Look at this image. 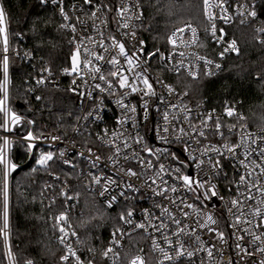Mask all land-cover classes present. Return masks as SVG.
<instances>
[{"label":"snow or ice","instance_id":"6c2138e0","mask_svg":"<svg viewBox=\"0 0 264 264\" xmlns=\"http://www.w3.org/2000/svg\"><path fill=\"white\" fill-rule=\"evenodd\" d=\"M40 2L42 4L52 3L59 9L62 20L67 22L62 23L61 28L75 33L78 25H86V22L80 20L79 17L75 23H72V18L64 6L65 0H40ZM202 3L210 26L206 31H210L211 36L216 37L218 30L212 9H219L216 16L220 17L222 13H226L231 8L230 0H219L215 3L213 0H202ZM83 4L89 6L92 18L87 26H91L97 36L88 37L85 34L82 39L74 37L75 51L71 55V68L62 69L64 74L76 75L82 81L81 84H76L74 80L72 91L85 99L92 100L95 105L86 116L78 118L83 119L86 123L77 128V132L83 134L81 130H87L88 123H97L103 120L100 113L104 109L105 97L101 96L97 103L93 93L106 92L111 96L114 94V89L125 91L116 101L123 112L122 118L117 121V129L110 132L105 128L96 134L100 147L110 148L112 155L105 161L104 168H101V156L92 149H88L87 154L79 152L77 160L82 158L87 162L89 168L87 173L81 171L79 175H87L90 181V190H94L92 185H95L99 188L100 196L108 197L114 188H120L118 195L108 198V207L114 206L120 198L125 201L137 199V196L130 195V193H140L142 188L150 190L153 197L159 198V200L153 201V209L158 208L159 215L153 209H144L142 219L135 221L132 206L125 208L119 214L121 226L114 228L113 246L103 251V257L108 258L111 264H120V258L116 255L118 241L115 237H120L121 240L131 239L133 234L143 232L146 234V238L152 241V251H158L160 254L161 259L157 261V264H180L185 260H187V264H196V259L199 260V264H264V260L252 259L257 253L264 256V131L250 133L245 129L239 135V142H228L231 136L237 134V129L234 125L229 127L224 123V115L236 117L237 120L243 119L233 106L227 105L224 113L220 116H217L215 112L200 113L185 104L182 95H187L186 92L177 93L174 88L167 86L162 80L150 76L147 62L143 59L145 55L144 42L137 40L131 50L126 49L127 38L134 39L137 29L144 23L142 0H120V3L116 5H113L112 0H108L107 3L105 0H83ZM242 7L245 5L237 3L236 12L242 17L248 18L242 19V23H248L251 18L257 16L255 11L240 12L239 9ZM81 11L83 10L81 9ZM108 12H115L116 27L121 29L120 35L125 37L124 40L118 39L115 34L111 37L104 36V29L108 27V22L100 20L98 13L107 14ZM4 19V7L0 6V25L3 24ZM222 19L227 23L230 22L231 17L223 15ZM97 20H100L99 26L95 23ZM4 31L5 29L0 27V32ZM178 31L183 32L184 29ZM190 31L194 38L190 42L181 40V43H184L186 47L200 43L196 36V30L190 29ZM255 31L260 37L258 42L264 44V28H256ZM83 39H91L96 49L101 51L86 48ZM222 40L223 36L221 35L218 37V42ZM167 43L173 47L177 45L176 32H173ZM3 44V50L7 53L6 35ZM229 50L239 52L234 40L230 47L224 48L220 55H225ZM105 54L108 56L107 60H105ZM147 55L151 60L160 56V53L159 50H156ZM177 56L181 58L178 63ZM184 59L185 53L170 52L169 55L160 57L158 62L165 72L172 71L179 75L182 70H185ZM188 60L187 75L198 79L197 72L191 70L194 61L191 57H188ZM100 61L111 66L107 74L98 65ZM195 62H201L205 68H221L219 63L214 64L211 59L202 56H195ZM2 65L4 84H6L8 81L7 55L3 57ZM85 70L88 73L87 78L84 75ZM215 74L213 71L207 72L208 76ZM52 75L51 68L46 67L36 81L37 86L51 82ZM157 86L161 89L160 92L156 91ZM81 88L85 90L81 92ZM0 91L4 93V98L0 99V112H4L7 90L3 85H0ZM29 91H35V89L30 88ZM137 92L141 95L145 119L149 112L148 100L145 98L153 97L158 101L154 110L161 116L163 123L154 124L152 131L161 134L162 143L178 142L183 144L184 147L180 152H172L170 148H150L144 137L133 134L125 128L129 122L132 123L133 128L136 127L133 114L137 112V109L130 107L125 103V100L128 95ZM36 99L40 100L41 97L37 96ZM197 109H199V105H197ZM11 120L16 125L21 123L20 117L14 113ZM197 121H199L198 124ZM6 123L0 125L4 131H8ZM25 123L32 124L33 121L29 120ZM170 132L174 135V141H170L168 136L164 135ZM209 135L221 138L223 143L220 147L204 143ZM23 139L28 142L25 146L31 152L37 146L34 141L48 138L34 135L29 131ZM51 139L55 141L59 137L53 136ZM0 142L4 146L0 148V167L5 169V182L0 186V197H2L0 200V211H2L0 232L7 238V229L9 228L7 175L9 169L16 170L17 165L9 163L5 156L9 140L6 137L0 138ZM181 153L186 158H182ZM202 157H206V160ZM162 158L170 160V163L162 162ZM219 158L234 162V169L243 170L239 172V179L233 181L236 189L235 198L226 201L222 209L212 204L214 198L223 200V197L217 191L216 183L205 174L203 168V165L207 163L211 169L212 177L222 175L226 177L227 173ZM57 161L68 166L72 173L76 174L79 164L66 157V150L55 154L51 151L41 153L35 160L37 167L32 169L33 173L43 171L53 177V182L45 181L40 186L39 193L41 202L48 199L50 205H54L60 198H62V204L77 198L72 194L73 189L67 185V173L52 172ZM124 164L129 166L124 167ZM191 164H195V168L198 170L196 175H189L185 171ZM93 169L96 171L93 172ZM105 169H110V171L105 172ZM62 175L65 177L64 180H61ZM133 177L140 183L134 182ZM170 193L174 195H170ZM209 206L214 207L215 212H206ZM218 213H225L228 216L224 230L217 227L221 219L224 218L223 215H217ZM53 219L58 222H67V216L63 211ZM124 226H128L131 230H126ZM54 228H58L61 233L58 237L59 243L65 246L66 254L60 257L61 264H80L77 250H74L66 239L69 235L76 236L75 230L69 233L62 226L54 225ZM228 229H231L230 233L227 232ZM202 236H207L208 239L204 240ZM229 240L232 241L231 244H229ZM227 248L233 249L235 257L229 256L228 260L224 261ZM89 251L93 252L94 249H89ZM201 252L204 253L203 256H200ZM110 253H112L111 256ZM7 255L11 261V252L9 251ZM27 264H34V262L29 260ZM128 264H147L143 251L141 250L140 254L135 255Z\"/></svg>","mask_w":264,"mask_h":264},{"label":"trees","instance_id":"16d2710c","mask_svg":"<svg viewBox=\"0 0 264 264\" xmlns=\"http://www.w3.org/2000/svg\"><path fill=\"white\" fill-rule=\"evenodd\" d=\"M256 1L260 16L264 18V0ZM5 7L10 39L13 47L25 48L42 59V63L55 72L71 68V55L74 52L67 32L61 28L52 8L40 0H2ZM145 25L141 29L147 40L148 51L168 50L170 33L178 25L186 22L195 24L201 34V45H212L208 22L203 11L202 0H142ZM255 24L235 22L228 26L229 35L237 40L239 52L227 57L224 68L214 76L201 75L193 79L184 73L167 74V79L180 91L186 92L189 101H205L209 106L221 108L226 104L237 105L245 116L244 121L251 127H264V44L258 42ZM203 52L208 53L203 49ZM154 66L156 59H153ZM30 65L18 57L12 58V98L15 104L29 99L27 79L30 78ZM80 113V98L70 90L45 89L41 91L39 109L33 113L36 133L56 131L67 136L75 126ZM76 140L84 147H95L87 131H82ZM1 138V137H0ZM2 142H0L1 148ZM39 150V149H38ZM26 146L18 141L13 143L12 158L17 165L11 180L9 223L11 241L18 264H61L62 247L57 242L58 228L54 225L75 230L88 247L102 254L110 232L120 224L119 214L123 211L120 204L106 210L97 195L89 188L85 164L75 160L79 167L73 174L69 167L56 163L53 173H67V184L78 197L76 210H68V201L57 199L54 205L49 200L41 202L40 186L53 182V177L43 171L33 173L37 167L35 157L28 161ZM51 163V162H50ZM85 173V172H84ZM3 169L0 167V186ZM65 177L62 175L61 180ZM59 188V185H57ZM51 196V193H49ZM2 200V197H0ZM64 212L67 222H58L53 217ZM2 227V211H0ZM145 247L149 263L154 259L142 233L133 234L126 240L120 264H128L129 259ZM5 236L0 232V264H6ZM99 264H106L100 261ZM184 264V263H182Z\"/></svg>","mask_w":264,"mask_h":264},{"label":"built area","instance_id":"2783aa9c","mask_svg":"<svg viewBox=\"0 0 264 264\" xmlns=\"http://www.w3.org/2000/svg\"><path fill=\"white\" fill-rule=\"evenodd\" d=\"M177 1H181V0H177ZM105 2L107 3L108 0H105ZM213 2L214 3L219 2V0H213ZM112 3H113V5L119 4L120 0H112ZM230 3H231V8L226 13H222L220 15V17L216 16V13L219 12V9H217V8L212 9L213 17H214V20L216 22V28L218 31H217L216 37L211 36L210 31H209V35H210V38L212 40L211 47L210 46L205 47V45L204 46L201 45L202 43H201L200 30L195 24H193L191 22H186V23H183V24L178 25L175 28H173V30L170 33V37H172L173 32H176L177 45L175 47H173L171 45L168 50L158 49L160 56L153 58V59H156L157 68L161 72H158L154 68L155 64L153 63V59L149 60L148 55H147L148 53H152L156 50H154L152 52L148 51L147 40L141 34V29L145 25L144 11H143V17H144L143 26L137 29L136 36L134 39L133 38H127L126 49L131 50L137 40L143 41L144 42V53H145L143 59L147 62L148 71L150 73V76L152 78L162 80L167 86H171L172 88H174L177 93L183 94L185 92L180 91L172 82H170L167 79V76H166L167 74H175V73L172 71L165 72L163 70L160 63L158 62L160 57L165 56V55H169L170 52H183V53H185V59H184L185 70H182L181 73H184L187 75L186 69H188V65H189L188 57H191L192 60L194 61V65H193L191 70L197 72L198 77L201 75L208 76L207 75L208 71H213L217 74L218 72H220L224 68L227 57L234 54V53H237V52H232L231 50H229L228 53L221 56L220 53L223 52L224 48L230 47L231 42L234 40L236 42L237 48L239 49V44H238L237 40L229 35L228 26H230L231 24H233L235 22L242 23L241 22L242 19H248L247 17H242L241 15H239L236 12L237 3H239L241 5H245V7H242L239 9L240 12L255 11L257 13V16L255 18H251L248 23H244V24H255L256 28H264V18H262L260 16L259 9H258V3L256 1L248 2V1H244V0H230ZM43 5L48 6V7L53 9V11H54V13H55V15L59 21L60 26L62 23H67V22L62 20V17L59 14V9L54 4L47 3V4H43ZM77 5H79L80 7L77 8L76 7ZM0 6L4 7L2 0H0ZM64 6H65L66 11L68 12L70 17L72 18V23L76 22L77 17H79L80 20H83L86 22L85 26H79L78 25L75 33H73L70 30H66V29L62 28L67 32L70 44L72 45V47L75 51V42L73 41L74 37L82 39L85 34L88 37H95V36H97V33L91 26H87L89 24V22H91L92 18L90 16L89 6L83 4V0H65ZM81 9L83 11H81ZM4 11H5V19L3 22L4 26L2 27V25H0V27L5 29L4 32H0V85H3L4 88H6V90H7V100L5 101V104H4L5 111L0 112V125H5V123L7 122L6 126L8 128V131H4L3 128L0 127V137L1 138L6 137L10 142L9 145L7 146V149L5 150L6 159L9 161V163L15 164L13 161V158H12L13 143L15 141H18V142H21L24 145H26L28 142L25 141L23 139V137H25L27 135V133L29 131H31L34 135L44 136V137H47L48 139H38V140L34 141V144L37 146L33 149V151H31V152L28 151L29 156H28L27 162H29L34 157L33 153H35V155H37V153L41 154V153H46V152L51 151L55 154V153H58L59 151H65V150H66V157L75 161L77 159V154L79 152H84L85 154H87L88 149H92V151L96 152L98 155L101 156V165L100 166H101V168H104V163L107 160V158L112 155V150L110 148H107V147L101 148L99 140H97L96 134L100 133L101 130L105 129V128H107L110 132L117 129V121L122 118L123 112L119 108V106L117 105L116 101L120 98L121 93L125 90L114 89V94L111 96H109L106 92L102 93V94L93 93L94 100L97 103L99 102L101 96L105 97L104 109L100 113V115L103 116V120L98 121L97 123H88L87 130L82 129L81 131H83V132L87 131V134H88L89 138H91L93 144H95V147H93V146L92 147H84L81 143H79L76 140V137L79 136V134H80L77 132V128H80L81 125L86 123V121H84L83 119H77L75 126L73 127L70 134L67 136H61L56 131L42 132L39 134L36 133L33 113H35L39 109L40 100H37L36 97L37 96L41 97V91L45 90V89H63V90H70L71 92H73L72 91L73 81L75 80L76 84H81L82 81L76 75L64 74L62 72V70L60 72H55L51 69L52 73H53L52 78H51V82L47 83L46 85L37 86L36 81L40 78V73L46 67L47 68H49V67L47 65H44L42 63V59L39 57H36L33 52H31V51H29L23 47L18 48V47H13L11 45L10 28H9V22H8V17H7L5 7H4ZM98 15H100V20H105L108 22V27L106 29H104V36L105 37H111L112 35L115 34V35H117L118 39H120V40L125 39V37L120 35L121 29H118L116 27V18H115L116 14H115V12H108L107 14H99L98 13ZM223 15H227V16L231 17L230 22H227V23L224 22V20L222 19ZM205 18L208 22V18H207L206 14H205ZM100 20L95 21V23L98 26L100 25ZM208 24H209V22H208ZM179 29H184V31L183 32L178 31ZM190 29L196 30V36L198 37L200 43L194 44L191 47H186L184 43H181V40L190 42L194 38L193 33L190 31ZM220 30H222V31H220ZM5 35L7 36V40H8V45H7L8 51H7V53H5L3 50L4 49L3 40H4ZM221 35L223 36V40L218 42V37H220ZM83 44L86 48H91L94 51H98V52L101 51L99 49H96L95 44L93 43V41L91 39H83ZM203 49L206 50L208 53L203 52ZM5 55H7V57H8V81L6 84H4L3 65H2V60H3V57ZM195 56H202V57H205L207 59H211L214 64L219 63L221 65V68L220 69H215L214 67L205 68L201 62H195ZM13 57H18L22 61H24L26 64L30 65L31 76H30V78L27 79V94L29 96V99L27 101H24L22 104H23L24 108L26 110H28L31 114H28L27 112L22 111L21 108L18 107L14 103L13 98H12L11 86H12V58ZM81 59H83V57H81ZM107 59H108V56H107V54H105V60H107ZM180 59L181 58L179 56H177V63L179 62ZM121 62L123 63V60ZM169 63H171V61H169ZM98 65L102 68V70L105 74H107L109 67H111L110 65L106 64L104 61L98 62ZM84 75H85V78H87V75H88L87 70H85ZM189 77H191V76H189ZM30 88H34L35 91H29ZM84 90H85L84 88L80 89L81 92H83ZM156 91L157 92L161 91L159 86L156 87ZM73 93L78 95L80 98V113H79L78 118L86 116L88 111L92 107H94L95 105L93 104L92 100L85 99L83 96H81L75 92H73ZM3 98H4V93H3V91H0V99H3ZM145 99L148 100V105H149V112H148L147 119L144 118V112L142 109V103L143 102H142L140 93L137 92V93L128 95L126 97L125 103L129 104L130 107H136L137 112L135 114H133V120L136 123V127L133 128L132 123L129 122L128 124L125 125V128L133 134H138L139 136L144 137V139L147 141V146L150 148H170L172 152H180L181 149L184 147L183 144H180L178 142H172L170 144L169 143H162V141L160 139L161 134L160 133H154L152 131L154 124H156L157 122L163 123V121L161 119V116L154 110V106L158 103V101L153 97H147ZM182 99L184 100L185 104H187L188 107H190L193 110H197L200 113L215 112V114L217 116H220L221 114H223L226 106L229 105V104H226L224 107L217 108V107L209 106L205 101L192 103L189 101L188 94L182 95ZM197 105H199V109H197ZM231 106H233L237 110L238 114L243 119L237 120L236 117H227L226 115H224V123L229 127L234 125L237 129V134L231 136L229 138L228 142H239V135L245 129L250 133H256V132L264 131V127L255 128V127H251L249 124H247L244 121L245 116L242 112L239 111L238 106L237 105H231ZM13 113L20 117L21 123L26 124V126H27L26 130L16 131V129H15L16 124H13L12 120H11ZM29 120L33 121V123L32 124L25 123L26 121H29ZM196 123L198 124L199 121H197ZM164 135H167L168 139L170 141H174V135L172 132L166 133ZM53 136L59 137V139L53 141L51 139V137H53ZM151 136H153V139H151ZM204 143L205 144L211 143L217 147H220V145H221V143H223V141H221V138L219 136L209 135L208 139L205 140ZM3 147H4L3 144H1V148H3ZM181 156H182V158H186L183 153H181ZM202 158L206 160V157H202ZM219 159H221V163L224 165V171L227 173L226 177L223 175L219 176V177H212L211 176V169L208 167L207 163H205L203 165V168H204L205 174L210 179H212L214 183H216L217 191L223 197V200L214 198L212 201V204L217 206V207H220L222 209L226 201H229V200L235 198L236 189L233 185V181L239 179V172H241L243 170L242 169H240V170L234 169V162H229L227 160H224L223 158H219ZM79 161H82L85 164L84 172L87 173L89 171L87 162H85L82 158ZM57 162L60 163L59 161H57ZM162 162L168 164V163H170V160L162 158ZM197 162H199V161H197ZM63 166H65V165H63ZM128 166H129L128 164H124V167H128ZM66 167H68V166H66ZM2 169H3V173H4V178H5V169L3 167H2ZM92 171L95 172L96 170L93 169ZM109 171H110V169H105V172H109ZM185 171L189 175H196L198 170L195 168V164H191V166L187 167L185 169ZM11 172H12L11 169H9L7 179L11 178ZM132 179L134 182L140 183V181H137L134 177ZM89 184H90V181H89ZM67 185L70 187L69 184H67ZM92 189H94L93 191L95 193H97L102 206L106 210H112L120 204L123 205L122 210H124L125 208H127L129 206H132L134 208V220L135 221H140L142 219L143 210L144 209H153V201L159 200L158 197H153L151 195L150 190H148L146 188H142L140 193H134V194L130 193V195L137 196V199L125 201L123 198H120L114 204V206L108 207L107 206L108 198H110V196L118 195L120 188L119 187L114 188L108 194V197L100 196L99 195V188H97L95 185H92ZM73 195H75V194H73ZM170 195H174V194L170 193ZM257 198L259 199V197H257ZM77 204H78V197L73 201H68V204H67L68 210H71L72 208L75 209ZM48 205L50 206L49 202H48ZM70 205H71V207H69ZM215 210L216 209L214 207L209 206V208L206 209V212H215ZM153 211H155L156 214L159 215V209L158 208L153 209ZM217 215H223V217H224L223 219H221L220 224L217 225V227H220L221 230H224V228L226 227L228 216L225 213H218ZM119 226H121V222L116 227H119ZM124 227L128 231L131 230L130 228H128V226H124ZM64 228H65L66 232L71 233V231H73V229H71V228H68V227H64ZM113 230L114 229H112V231L110 232L108 242L106 243L105 247L103 248V251L105 249L113 246L112 245V241L114 239ZM227 232L230 233L231 229H228ZM141 233L144 234L143 232H141ZM60 235H61V233H59V235L57 236V242L62 247V249H63L62 255H64V254H66L64 252L65 246L60 244L58 241V237ZM144 235L146 237V234H144ZM66 239H67V242L72 245L73 249L77 250V255H79V257H80V264H90V262H91V264H99L100 261H104L106 264H111V262L108 258L103 257V251H102V254L100 256L97 249L88 247L87 245H85L83 243L80 235L77 232H76V236L69 235ZM115 239L118 241V244L116 245V255L121 260L122 252L125 248V242H126L127 238H124L123 240H121L120 237H115ZM202 239L207 240L208 237L202 236ZM231 243H232V241L229 240V244H231ZM121 244H122V248H121ZM147 245H148V248H149V250L153 256V259H154L153 264H157V261L159 259H161L159 252L158 251H156V252L152 251V241L151 240L147 239ZM89 249H94V251L90 252ZM141 250L143 251V253L145 255V259L147 260V264H151V263H149L148 258L145 254V247L144 246H140L138 251L129 259V261L135 255L140 254ZM5 251H6L7 264H18L14 250H13L12 241H11L10 224H9V228L7 229V238H5ZM9 251L12 254L11 261L9 260L8 255H7L9 253ZM109 255L111 256L112 253H110ZM203 255H204V253L201 252L200 256H203ZM229 256L235 257V252L231 248H227L225 256H224V261H227ZM252 259L256 260V261L264 260V256L257 253L252 257ZM182 263L187 264V260L180 262V264H182ZM196 264H199L198 259H196Z\"/></svg>","mask_w":264,"mask_h":264},{"label":"water","instance_id":"95a60500","mask_svg":"<svg viewBox=\"0 0 264 264\" xmlns=\"http://www.w3.org/2000/svg\"><path fill=\"white\" fill-rule=\"evenodd\" d=\"M18 107L21 108L22 111L27 112L28 114H31L28 110H26L21 102H17L16 104ZM27 126L24 123H20L16 125L15 129L16 131L26 130ZM151 139H153V136H151Z\"/></svg>","mask_w":264,"mask_h":264},{"label":"rangeland","instance_id":"374dc122","mask_svg":"<svg viewBox=\"0 0 264 264\" xmlns=\"http://www.w3.org/2000/svg\"><path fill=\"white\" fill-rule=\"evenodd\" d=\"M4 25L2 24V27H3ZM154 68L158 71V72H161L156 66H154ZM39 153H37V155H36V157L35 158H37V157H39ZM36 160V159H35ZM12 172H11V178L9 179H7V183H8V188H9V213H10V193H11V180H12V174H13V172H14V170H11ZM2 182L4 183L5 182V178H4V173H3V177H2ZM10 224V223H9ZM7 264V263H6Z\"/></svg>","mask_w":264,"mask_h":264}]
</instances>
